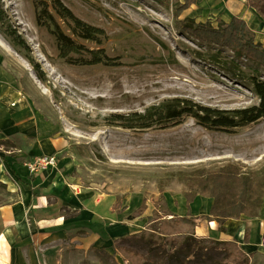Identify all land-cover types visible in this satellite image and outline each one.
Listing matches in <instances>:
<instances>
[{
  "label": "rangeland",
  "instance_id": "rangeland-1",
  "mask_svg": "<svg viewBox=\"0 0 264 264\" xmlns=\"http://www.w3.org/2000/svg\"><path fill=\"white\" fill-rule=\"evenodd\" d=\"M53 1L0 0L5 14L0 23V207L13 202L18 186L13 173L47 156V139L61 142L58 156L72 166L68 174L75 185L99 197L115 195L117 202L129 195L130 205L143 195L144 204L158 210L161 194L196 191L200 176L227 164L264 181V120L229 131L204 128L191 117L164 129L130 130L112 123L115 116L140 114L173 98L221 110L257 105L251 85L211 59L217 48L176 31L179 0H60L76 18L103 32L98 41L73 34L71 21L56 14ZM250 1H263L264 7V0ZM34 2L46 6L64 35L82 49L61 58L50 29L37 24ZM5 32L13 33V41ZM90 51L106 56L107 63H92ZM219 52L220 62L233 58ZM238 63L242 76L251 73L250 64ZM28 174L26 188L38 196L35 173ZM4 225L9 224L0 223V231ZM115 247L139 254L144 264H162L170 244L164 250L131 235ZM93 255L82 257L84 264ZM117 256L118 264H126ZM223 256L207 247L189 264H217Z\"/></svg>",
  "mask_w": 264,
  "mask_h": 264
},
{
  "label": "trees",
  "instance_id": "trees-1",
  "mask_svg": "<svg viewBox=\"0 0 264 264\" xmlns=\"http://www.w3.org/2000/svg\"><path fill=\"white\" fill-rule=\"evenodd\" d=\"M196 2L197 0L177 1L173 14L177 19L175 21L176 31L200 46L215 47L219 51L226 50L231 53L233 58L227 57L222 62H220L219 51L210 57L215 63H222L220 66L227 74L240 81H247L251 85V90L258 99L257 105L235 110H221L201 106L188 99L173 98L162 104L148 107L140 114L115 116L113 124L130 130L164 129L178 124L184 117H191L204 128L229 131L264 120V76L262 77L260 72L264 71V48L255 42L245 21L238 17L233 16L228 23H220L217 27L195 23L193 19L179 21L178 18L183 11ZM247 6L264 23L263 1L253 3L248 0ZM34 7L37 24L50 29L61 58L68 59L70 54L77 52V49H82L81 46H76L69 37L64 35L46 6L41 2H34ZM53 8L60 18L71 21L72 32L77 37L91 41L99 40L103 32L76 18L60 0L53 1ZM4 17V10L0 4V23L3 22ZM7 35L13 41V33ZM16 38L19 39L18 36ZM89 53L93 55L92 63L106 64L108 61V58L103 54L99 56L96 52L90 51ZM241 60L251 65V73L245 77L242 76L238 63ZM195 187L196 191L184 194L187 208L184 217L171 215L161 194L158 210L154 208L151 215L147 217L143 229L133 236L147 241L150 246L161 247L164 250L167 244H170V249L166 251L162 264H170L179 257H182L181 264H189L194 261L195 254L199 249L207 247L215 248L224 254L223 259L217 264H249L250 256L237 243L233 241L218 242L206 237L199 238L194 235V230L203 220L216 221L219 224V229L223 231L222 225L229 218H239L242 215L257 217L264 196L262 178L251 172L243 171L236 165L227 164L215 172H207L204 176H200L196 180ZM196 196L212 199L208 216L193 217L191 215L189 205ZM144 210L143 201L142 205L128 216V219H134ZM156 220L158 224L154 225ZM124 239L115 240L114 244L117 245ZM93 253L99 264H118L114 257L115 254H119L126 264H144L143 258L139 254L121 247H115L113 254H109L103 248L93 249Z\"/></svg>",
  "mask_w": 264,
  "mask_h": 264
},
{
  "label": "crops",
  "instance_id": "crops-1",
  "mask_svg": "<svg viewBox=\"0 0 264 264\" xmlns=\"http://www.w3.org/2000/svg\"><path fill=\"white\" fill-rule=\"evenodd\" d=\"M181 16L212 27L219 24L215 26L211 21L228 23L233 16L241 18L255 42L264 48V23L244 0H197ZM10 135L13 138V129ZM60 143L55 139L45 141L43 153L56 156L57 165L33 175L38 196L26 188V178L31 179L26 168L19 167L13 173L18 183L13 202L9 207H0V223L9 224L0 231L3 264H84L82 257H87L89 251L93 253V249L103 248L113 254L114 241L139 233L155 208L145 203L142 215L129 220L128 216L142 205L143 195L130 205L129 195L117 202L115 195L99 197L95 191L75 185L68 174L72 166L66 157L58 156ZM184 194L179 191L163 195L171 215H186ZM211 205V198L196 196L189 205L190 213L193 217L208 216ZM222 228L216 221L203 220L194 233L218 242L233 241L250 256L249 264H264V197L257 217L229 218ZM93 256L88 257L89 263L99 264Z\"/></svg>",
  "mask_w": 264,
  "mask_h": 264
},
{
  "label": "built area",
  "instance_id": "built-area-1",
  "mask_svg": "<svg viewBox=\"0 0 264 264\" xmlns=\"http://www.w3.org/2000/svg\"><path fill=\"white\" fill-rule=\"evenodd\" d=\"M57 165V158L54 155L42 156L35 160L34 163L25 164L28 173L36 174L42 171H46Z\"/></svg>",
  "mask_w": 264,
  "mask_h": 264
}]
</instances>
